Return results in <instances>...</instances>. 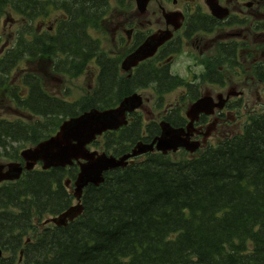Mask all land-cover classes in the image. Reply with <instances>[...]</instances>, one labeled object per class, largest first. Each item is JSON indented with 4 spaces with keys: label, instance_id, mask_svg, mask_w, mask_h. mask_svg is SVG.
I'll return each mask as SVG.
<instances>
[{
    "label": "trees",
    "instance_id": "16d2710c",
    "mask_svg": "<svg viewBox=\"0 0 264 264\" xmlns=\"http://www.w3.org/2000/svg\"><path fill=\"white\" fill-rule=\"evenodd\" d=\"M9 2L34 15L63 8L67 20L59 52L78 62L86 50L96 49L84 28L98 26L110 5V0H0V11ZM45 38L19 39L0 56V78L25 54L50 62L56 43ZM105 61L98 90L79 104L51 96L38 75L26 74L30 95L21 104L40 119L33 124L0 120V145L9 138L35 144L64 117L112 105L106 99L150 80L144 73L117 82L114 62ZM135 128L127 127L121 136L107 134L103 149L123 153L119 144L132 140ZM14 151L11 157L20 158ZM77 172L75 164L36 169L0 187V246L11 252V261L31 233L34 238L23 248L25 264H264V113L243 134L197 157L175 160L154 153L107 172L102 184L85 188L77 219L61 227H36L35 221L70 206L74 198L64 180Z\"/></svg>",
    "mask_w": 264,
    "mask_h": 264
},
{
    "label": "flooded vegetation",
    "instance_id": "af4514ba",
    "mask_svg": "<svg viewBox=\"0 0 264 264\" xmlns=\"http://www.w3.org/2000/svg\"><path fill=\"white\" fill-rule=\"evenodd\" d=\"M185 2L187 6L183 8L184 23L177 32H174L176 39L159 46L151 65L155 64L159 68L168 59L170 62H175L186 55L184 63L190 72V77L215 79L206 87L201 86V91L209 89L211 94L216 96L221 91H225L224 94L228 95L222 108L206 115L203 119L205 122L226 123L228 118L232 117L230 113L238 103L246 104L244 95L241 97L231 95L235 92L246 94L250 84L241 83L239 88L241 91H237L235 83L229 84L225 80L220 82L218 78L242 79L262 76L264 73V0H218L219 4L227 8V15L223 18L211 16L204 0H185ZM158 7L147 12V15L155 21L156 30L165 28ZM139 24L137 17L132 16L130 27H125L122 23L119 27L122 30L119 33L120 37L116 38L113 35V41L124 43L128 47L138 42L141 44L138 37ZM116 27L118 28V25ZM122 33L126 35L123 37ZM178 38L180 44L173 46L172 43H176ZM160 54L161 57L155 58ZM166 72L169 76L174 73L169 66ZM152 74L166 75L165 72H158L156 69H153ZM168 110V107L157 110L152 115L153 119L167 114ZM174 118L179 119L180 114L179 117ZM201 128L202 125H198L194 133L197 135L202 133Z\"/></svg>",
    "mask_w": 264,
    "mask_h": 264
},
{
    "label": "water",
    "instance_id": "95a60500",
    "mask_svg": "<svg viewBox=\"0 0 264 264\" xmlns=\"http://www.w3.org/2000/svg\"><path fill=\"white\" fill-rule=\"evenodd\" d=\"M147 2L148 0H137L140 8H143ZM162 40H164V37L158 40L152 39V42L154 41L152 49ZM144 56H146V54L138 58ZM134 97L135 96H132L126 99L122 106L131 103ZM124 109L123 107H119L113 111L108 110L104 112L93 110L76 119H71L62 126V131L57 136L41 142L35 148L27 149L22 152V156L26 160V168L31 169L37 160H42L44 162V168H47L57 165L64 166L72 163V159H85V163H80L81 171L75 181L76 187L74 194L79 199L82 194V189L86 184L91 182L97 185L103 180L102 173L104 170L124 165V160L129 156L125 155L116 159L113 156H106L105 154L97 155L96 152H89L85 147V145L94 139L97 134L102 133V131L106 129L118 127V125L123 122ZM200 110L202 109H198L197 111ZM162 128L163 134L157 145L159 149L167 151L169 149H175L178 145H185L188 148L192 146L186 140H177L179 131L170 128L168 124H163ZM172 135V140L165 138L166 136L172 137ZM74 141L75 143H73ZM151 148V145L139 144L137 150H134L133 153L138 154L150 150ZM9 169L12 174L0 175V180L5 178H17L22 171L19 164H11L9 165ZM81 210L82 206L80 204L72 206L59 217L53 218V220L58 224H66L69 219H73Z\"/></svg>",
    "mask_w": 264,
    "mask_h": 264
},
{
    "label": "rangeland",
    "instance_id": "374dc122",
    "mask_svg": "<svg viewBox=\"0 0 264 264\" xmlns=\"http://www.w3.org/2000/svg\"><path fill=\"white\" fill-rule=\"evenodd\" d=\"M129 1L134 3V0H129ZM161 4L165 6L164 2H161ZM54 15L48 18L49 25H50V21L55 17ZM121 18H122V14H121V17L119 16L116 17L117 22L112 23V24L109 23V26H108L109 29L110 27L116 26L121 21ZM146 27L148 26H145L144 28ZM109 29L107 32H92L93 36L100 40V43L102 44L103 48L107 51H111L114 46L113 45L114 42L110 38ZM2 31L6 32L5 33L6 37L12 38V36L14 35V31H15V25L9 26L8 23H6L2 26ZM26 66H29V64L24 65L23 67H26ZM17 72L18 71H15L14 74H16ZM48 80L49 81L46 82V87L48 88V90L50 91L60 90L59 87L57 88V86H59L61 83L58 79L53 78V79H48ZM95 84H96V72H93V71L92 72L88 71L87 74L84 73L83 75L75 79L67 77L66 81L63 82L64 87L68 88L67 90L69 91V96H68L69 99H74V100L80 99L81 96L85 95L86 92H88V88L92 89L95 86ZM170 98H172V96ZM3 103H6V101L5 99H2V96L0 95V115H5V112H4L5 105H3ZM242 125H243V122H241L240 124L238 123L233 124L231 127V130H234V129L240 130ZM3 162H6V159L2 157L0 158V163H3Z\"/></svg>",
    "mask_w": 264,
    "mask_h": 264
}]
</instances>
